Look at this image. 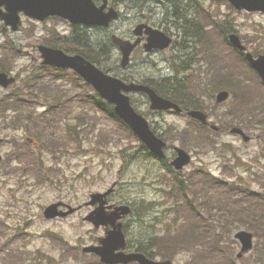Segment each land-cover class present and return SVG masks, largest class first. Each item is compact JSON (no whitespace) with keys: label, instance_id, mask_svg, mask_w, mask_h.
Returning a JSON list of instances; mask_svg holds the SVG:
<instances>
[{"label":"rangeland","instance_id":"1","mask_svg":"<svg viewBox=\"0 0 264 264\" xmlns=\"http://www.w3.org/2000/svg\"><path fill=\"white\" fill-rule=\"evenodd\" d=\"M198 7L207 13L202 17V22L206 35L210 38L205 40L203 46L194 40L190 43L192 48L188 49V57L193 58L196 68L193 70L183 68L172 74L173 68L179 69L173 60L178 54H183L175 48L159 55L152 54L147 59L142 50H138L133 56L134 63L128 69L118 68L114 73L138 75L136 77L138 79L172 74L183 80L188 75L193 91L203 98L204 110L209 113L211 119L216 120L217 124L232 126L235 124L231 121L219 118V115H225L234 103L231 98L220 104V107L215 103L220 86L215 88L210 79L207 80L215 65L207 56L206 46L210 45L211 51L216 54L217 65L223 64L237 73L244 72L247 68L225 43L224 35L217 25L224 20L233 22L236 33L248 46L249 51L264 52V13L238 12L226 2L214 0H198ZM120 11L122 17L112 29L119 34L133 29L135 19L144 15L153 16L152 23L155 27L165 28L164 22L161 25L159 23L162 10L155 7L143 11L138 7L122 5ZM169 25L171 30H174L173 26ZM48 29L57 30L62 35L70 31L69 24L65 22L52 19L36 23L23 17V25L17 32H0V54L1 47L7 49L10 45L31 53L30 56L22 53L15 57V73L21 72V69L32 68V62L41 61L36 45L39 44L40 36ZM95 33L100 36L103 32ZM175 37L179 44L181 38L177 31ZM7 40L11 43H7ZM112 48L111 63L116 67V64L120 65L121 56L117 47ZM198 50L205 51V57L202 58V54L197 57ZM116 59L119 60L118 63L114 61ZM200 81L207 83L202 85ZM20 83H23V80L18 81L16 87ZM68 87L72 93L66 91L71 97L70 113L65 118L66 122H63L66 125L58 123V126L48 128L44 142L39 139L35 129L27 127L29 123H26V120L19 125H12L13 121L22 119L3 121L0 117V153L4 155V160L0 164V264H85L89 256L81 254L82 246L94 243L104 235V228L94 229L92 224L83 219L92 207L83 206L82 210L68 218L52 220L46 219L43 212L49 204L58 200L75 206L84 205L91 193L104 192L114 182H118L119 185L110 196L111 203L142 199L154 202L149 214L146 213L147 216L142 217L145 219L144 222L140 220L139 223L132 222L130 236L133 239L139 235L140 226L146 230L148 236L155 232L163 233L175 225L173 218L183 216L177 208L186 204V200L178 196H172L173 199L168 196L167 191L170 190L173 179L170 170L152 159L132 161L127 158L126 152L122 151L127 146L136 145L134 138L107 114L85 108L73 96L80 92L77 87L69 85ZM63 89L66 90L65 87ZM16 90L23 92L24 89ZM11 92V88H0V100ZM134 101L138 104V109L148 115L152 124L164 137L194 125L189 118L174 112H152L146 98L140 94L136 95ZM41 108L33 110L31 101L24 119H27L29 114L33 116V112L34 115H39L42 112ZM84 120L88 126L81 128L79 136L76 133L69 135L68 126ZM247 131L253 137L247 143L240 136L229 132L211 135L198 131L192 141L182 138L181 134L177 133L172 138L167 136L171 146L168 153L173 152L174 146H185L191 152L192 163L183 170L181 176L185 182L188 181L185 175L197 171L199 166L215 176H222L224 163L228 167L236 164L233 167L243 178L250 174H253L252 176L258 174L256 181L250 185L254 190L264 193L258 183V181L262 183L263 189L264 135H260L261 130L257 128L249 127ZM28 138L31 139V143ZM204 143L207 145L199 148L198 144ZM218 221L223 225L222 234H228L230 228L226 229V223ZM178 226L184 227L181 223ZM142 235L144 237L143 231ZM229 245L233 252L240 248L237 243L234 245L232 240H229ZM191 255V252L182 251L175 264H186ZM244 264L264 263L253 260Z\"/></svg>","mask_w":264,"mask_h":264},{"label":"water","instance_id":"2","mask_svg":"<svg viewBox=\"0 0 264 264\" xmlns=\"http://www.w3.org/2000/svg\"><path fill=\"white\" fill-rule=\"evenodd\" d=\"M239 10L247 9L249 11H264V0H230ZM6 5L8 12L3 14L6 23L13 25L16 29L20 22L19 12L24 11L27 15L36 19H45L49 15H60L74 23L86 24H100L108 26L109 23L118 18V13L111 9L109 13H105V5L98 8L93 0H0V6ZM145 25L138 26L136 33L141 32V28ZM151 37L149 44L146 45L147 50L153 48L166 49L171 43V39L159 30L149 28ZM232 43L240 49H245L237 35H231ZM115 42L121 47L123 51L122 65L126 66L129 63V57L136 44H131L129 41H124L121 38L114 36ZM45 58V63L53 64L62 67L74 68L81 74L85 80L94 85L101 96L109 102L115 103V112L122 118L133 131L147 144V146L158 156L165 157L163 147L165 143L159 139L155 133L150 129L148 121L140 114H138L131 105L130 97L125 95L123 91H143L146 92L152 102V109H170L174 108L181 112L179 105L160 97L153 89L141 84H127L119 78L105 74L90 61L86 60L80 55L69 56L61 50H55L48 47H40ZM249 61L253 67L257 69L264 80V56L254 59L252 55H248ZM7 76L0 74V84H7L12 81H6ZM228 91H222L217 96L218 102H223L229 98ZM189 114L194 118L199 119L205 124L207 123V115L201 111H190ZM217 128V127H214ZM233 132L240 133L245 140H249L243 130L234 128ZM179 156L172 162L176 169H182L185 165L190 163V155L183 149H178ZM1 161V156H0ZM110 192V191H109ZM96 193L92 195L90 204L100 202L99 207L92 211L87 217V220L94 222L96 227L100 225H112L113 229L108 228L106 236L100 238V245H92L84 248L86 252H94L98 254L102 261L106 264H128L133 261H138L140 264H172L170 260L156 261L147 257L142 253H125L119 251L125 249L127 246L125 234L123 232V223L120 219L131 212L128 205L116 206L115 209L108 213L106 211L105 199L108 193ZM59 204H53L46 208L45 216L53 218L58 215L65 216L74 211L70 209L68 212H59ZM237 238L243 243V251H247L253 247V235L246 231H240Z\"/></svg>","mask_w":264,"mask_h":264},{"label":"trees","instance_id":"3","mask_svg":"<svg viewBox=\"0 0 264 264\" xmlns=\"http://www.w3.org/2000/svg\"><path fill=\"white\" fill-rule=\"evenodd\" d=\"M167 1H168V5L171 7L173 11L172 15L174 16L175 19L187 20L185 13L186 11H188V9H186V5H184L181 0H175V2L173 0H167ZM185 23L187 24V22ZM186 24L181 26V28L185 29ZM190 30L191 29L189 30L186 29V32L184 33V39L186 38L189 39L194 36H196V39L199 40L202 39V34L199 33V30L195 31L194 34L191 33ZM60 44L67 51L78 52L84 55L92 62L98 64L99 66H102L107 59L106 47L102 45L101 52L104 53L97 54L98 51H96L97 49L94 46L93 42L90 40V37L87 35V33H83L79 30L75 32V35L72 39H68L64 42L61 41ZM186 62L187 60L183 61V65H181L182 68L188 66ZM248 66L246 67L247 72H242V73H237L228 67H225L224 69L218 68L216 69L215 74L210 78V80L212 81L213 85L217 87L220 86V88H227L228 90H230L234 97L233 100L234 104L228 113L229 119H231V123L235 125L245 126L246 128L251 127V128L260 129L264 134V85L262 84V82H260L258 75L256 73H253L252 69ZM104 69L108 72L112 71V69L109 68H104ZM249 72H252L256 80L261 83L260 85L261 88H256V87L252 88L251 85H249V83H251L253 80L251 76H248ZM124 79L127 80L128 77L125 76ZM144 82L155 88L157 92L162 96L168 97L176 101L179 98L178 97L179 88L180 87L182 88V85H180L179 87L178 85H174L173 83L168 84L166 79L165 80L163 79L162 81H154V79H149V80L146 79ZM85 91L92 92V89L88 85H85ZM88 97L92 99V105L96 110L111 115V117L119 121V123L128 132L129 135L134 136V134L126 127V125L116 118V116L113 113V106L111 104L104 102L102 99L98 97L97 94H89ZM189 101L190 102H188V106L192 108H201L200 106L202 105V101L200 98L191 97ZM192 139L193 138H188L189 141H192ZM124 152H127V155L130 159H135V160L137 159L143 160L151 157V153L141 143H139L138 146H136L133 152H131L130 149L128 148L127 149L125 148ZM252 181H256V180L252 179L251 182ZM191 183L194 184V182ZM175 184L177 186L175 190V195L184 198L186 200V207L189 209L190 212V214L184 215L185 219H183L184 221L182 223V224L188 223V226L182 227L178 233L176 232L173 233V231L169 230L163 234L151 235L148 238H143V241H139V243H137V245L135 246L136 250L144 252L151 257L157 255L162 258H173L175 254L178 252V250L181 248L185 250L188 249L189 246L191 245L194 246L196 243H200V242H203L202 244L203 247L207 248L205 244V242H207L210 245L207 248L208 250L210 251L215 250L223 253L224 250L219 246V244L223 242L222 240L223 236L216 232L214 227L215 225L212 228V226L207 225L206 223H202L201 225L202 227L196 229V227L205 220L198 214V207L193 205L192 201L189 198L185 184L182 182V180L178 177L177 174L174 175V178L171 181V185H172L171 187H174ZM213 185L215 186L217 184L213 183ZM260 186L262 189V183ZM239 189H241V192L238 194L237 191ZM226 193H227V197L221 198V203L217 204V206L222 205L226 207L230 203V201L240 202L244 204L250 202L252 206L257 204H261L262 206L264 204V193L253 191L249 187L248 182L243 187L238 186V183H231L230 186H228V191ZM172 194L173 191L171 189L168 192V196H170L173 199ZM233 195H239L242 196V198L240 200L234 199L232 197ZM199 205L204 209L207 210L211 209V206L206 205L205 201H201ZM147 210H148L147 205L142 204V202L136 203L134 211H135V215L137 216V219H139L138 215L141 216L142 218L143 214H145ZM253 210H254L253 213H250L247 210L243 214V216L246 219V223L249 224L248 226H250L251 224L252 226L250 227L260 226V229L264 231V207L260 210H258L257 208ZM220 211H222L221 208L219 212ZM222 218L223 221H225L226 219L227 221L230 220L229 222H232L235 219H237L238 216L237 214L232 215V213H229V215L224 214ZM173 219L176 222V218ZM175 225H177V223H175ZM255 232L256 235L258 236V239H260V237H263L264 239V233L257 234L256 230ZM132 245L133 244H131V246ZM260 251L264 253V248H262ZM85 264H101V263L99 259L96 256H94L93 258L87 260Z\"/></svg>","mask_w":264,"mask_h":264},{"label":"flooded vegetation","instance_id":"4","mask_svg":"<svg viewBox=\"0 0 264 264\" xmlns=\"http://www.w3.org/2000/svg\"><path fill=\"white\" fill-rule=\"evenodd\" d=\"M97 2L100 4L101 3V0H97ZM1 27H2V30L4 31V32H8V29L7 28H5L3 25H1ZM127 37L128 38H131V39H134V37H133V34L131 33V34H129V35H127ZM138 49V48H137Z\"/></svg>","mask_w":264,"mask_h":264},{"label":"bare ground","instance_id":"5","mask_svg":"<svg viewBox=\"0 0 264 264\" xmlns=\"http://www.w3.org/2000/svg\"><path fill=\"white\" fill-rule=\"evenodd\" d=\"M175 5H177V4H175Z\"/></svg>","mask_w":264,"mask_h":264}]
</instances>
